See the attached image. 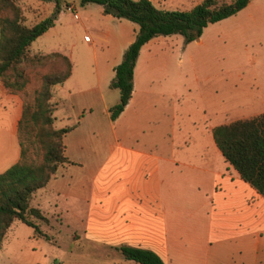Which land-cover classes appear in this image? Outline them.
<instances>
[{"label":"rangeland","instance_id":"1","mask_svg":"<svg viewBox=\"0 0 264 264\" xmlns=\"http://www.w3.org/2000/svg\"><path fill=\"white\" fill-rule=\"evenodd\" d=\"M15 1L23 7L27 25L55 16L54 24L31 42L29 53L71 50L73 57L82 59L91 54L93 43L101 62L115 46L117 33L130 34L138 28L126 18L104 14L96 2L59 0L56 12L54 0ZM151 1L164 9H188L200 0ZM67 4L73 8L66 9ZM139 60L141 76L147 66L160 68V80L153 84H161L165 93L162 98L154 96L152 141L173 140L201 148L196 152L201 166V194H184L169 201V208L184 210L186 218L194 219L187 222L189 228L185 230L199 246L191 253L203 257L225 255L236 260L244 256L249 264H264V208L252 204L243 183L228 177L233 167L218 147L217 153L201 147L206 143V128L264 112V0H249L235 14L208 23L189 42L179 33L159 35L143 47ZM174 87L176 94L172 96L169 93ZM209 168L225 175L212 174ZM212 186L217 189L215 194ZM55 202L52 194H45L41 200L46 212L61 210L60 218L49 230L52 247L48 248L44 238L34 236L28 225L18 223L22 226L18 238L3 239L0 264H141L121 253L120 257L103 256L87 240L72 238L78 226L74 215L64 208L68 201L61 196L58 207ZM78 207L81 209V204Z\"/></svg>","mask_w":264,"mask_h":264},{"label":"crops","instance_id":"2","mask_svg":"<svg viewBox=\"0 0 264 264\" xmlns=\"http://www.w3.org/2000/svg\"><path fill=\"white\" fill-rule=\"evenodd\" d=\"M135 33V28L130 34L117 33L115 46L101 62L93 43L91 54L82 59L73 57L71 50L63 52L72 62L71 73L65 81L54 85L51 101L53 126L73 125L63 136L64 152L70 162L61 164L46 185L33 192L30 200V206L38 207L47 216L40 228L49 238L35 235L28 226L34 236L44 238L48 248L52 247L49 230L53 221L60 218L61 210L48 213L41 207L45 194H52L56 207L59 197L67 199L64 208L74 215L77 228L83 231L81 234L74 229L72 238L87 240L103 256H119L116 246L126 244L150 248L168 264H249L244 256L236 260L225 255L192 254L191 250L199 246L196 238L185 230L189 228L186 224L194 219L186 218L184 210L169 208L172 197L201 194V166L196 157L201 148L186 142L151 139L156 115L154 96L162 98L165 93L161 84L154 85L155 80H160V68L147 66L141 76L139 59L143 47L159 35L141 46L133 68L131 96L115 119L109 116V107L119 100V92L109 85L114 66ZM173 86H177L175 82ZM175 88L170 95L176 94ZM22 104L21 94L9 91L0 80V172L20 158L17 129ZM212 128H206V143L201 147L217 153L210 136ZM209 171L225 175L210 168ZM228 177L243 183L252 204L264 208V195L243 180L234 167ZM211 190L215 194L217 189L212 186ZM191 214L196 216L194 212ZM18 223L25 224L14 219L3 239L18 238L22 229Z\"/></svg>","mask_w":264,"mask_h":264},{"label":"trees","instance_id":"3","mask_svg":"<svg viewBox=\"0 0 264 264\" xmlns=\"http://www.w3.org/2000/svg\"><path fill=\"white\" fill-rule=\"evenodd\" d=\"M56 12L59 11V0ZM96 2L104 14L137 23L134 39L114 66L109 85L119 100L109 107L115 119L128 102L133 89V68L141 46L157 35L179 33L185 42L198 37L203 27L235 14L249 0H200L188 9H164L151 0H80ZM55 16L27 25L15 0H0V80L23 99L18 122L20 158L0 172V247L14 219L31 226L35 235L49 238L41 228L47 221L38 207L30 206L33 192L46 185L64 162L63 136L73 125L53 126L52 86L70 75L72 62L65 53L52 50L29 53L31 42L54 24ZM31 86V90L28 87ZM212 136L224 159L240 177L264 195V113L215 125ZM116 249L141 264H168L156 251L121 244Z\"/></svg>","mask_w":264,"mask_h":264},{"label":"built area","instance_id":"4","mask_svg":"<svg viewBox=\"0 0 264 264\" xmlns=\"http://www.w3.org/2000/svg\"><path fill=\"white\" fill-rule=\"evenodd\" d=\"M65 8H66V9H72V8H73V5H72V4H67V5L65 6ZM73 15H74V17H77L76 12L73 13Z\"/></svg>","mask_w":264,"mask_h":264}]
</instances>
